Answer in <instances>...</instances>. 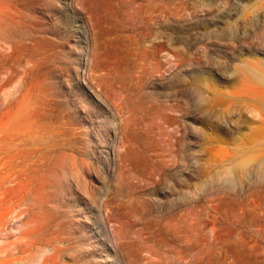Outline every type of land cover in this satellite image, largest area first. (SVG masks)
<instances>
[{
    "label": "rangeland",
    "instance_id": "obj_1",
    "mask_svg": "<svg viewBox=\"0 0 264 264\" xmlns=\"http://www.w3.org/2000/svg\"><path fill=\"white\" fill-rule=\"evenodd\" d=\"M0 264H264V0H0Z\"/></svg>",
    "mask_w": 264,
    "mask_h": 264
},
{
    "label": "bare ground",
    "instance_id": "obj_2",
    "mask_svg": "<svg viewBox=\"0 0 264 264\" xmlns=\"http://www.w3.org/2000/svg\"><path fill=\"white\" fill-rule=\"evenodd\" d=\"M22 21H23V20H22ZM6 48H7V47H6ZM6 48H5V49H6Z\"/></svg>",
    "mask_w": 264,
    "mask_h": 264
}]
</instances>
